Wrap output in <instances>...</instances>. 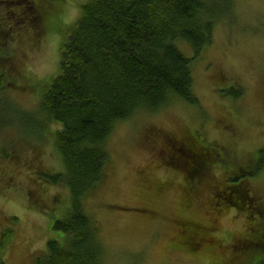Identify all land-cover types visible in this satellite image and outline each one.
<instances>
[{
    "label": "rangeland",
    "instance_id": "obj_1",
    "mask_svg": "<svg viewBox=\"0 0 264 264\" xmlns=\"http://www.w3.org/2000/svg\"><path fill=\"white\" fill-rule=\"evenodd\" d=\"M211 1L217 18L227 19L194 64L199 106L178 101L118 124L102 181L83 201L96 231L98 264H264V238L252 250L236 247L257 222L263 229L251 235L264 237V160L257 159L264 155V0ZM88 2L47 0L41 19L28 27L0 3L3 264H38L52 241L66 248V234L54 225L71 213V193L41 180L42 170L45 177L65 171L55 149L58 127L46 131L35 116L47 83L60 73L67 30ZM179 47L191 57L187 46ZM193 133L203 135L216 161L199 165L201 174L192 181L172 165L179 162L177 150L187 151L179 144ZM231 178L238 184L228 191ZM195 225L205 241H191L195 233L186 230Z\"/></svg>",
    "mask_w": 264,
    "mask_h": 264
},
{
    "label": "trees",
    "instance_id": "obj_2",
    "mask_svg": "<svg viewBox=\"0 0 264 264\" xmlns=\"http://www.w3.org/2000/svg\"><path fill=\"white\" fill-rule=\"evenodd\" d=\"M210 1L89 0L81 18L67 30L60 73L47 83L35 118L45 122L46 131L58 127L55 149L65 171L45 177L47 170H42L41 180L46 188L60 184L67 188L72 196L71 213L54 225V230L66 234V248L50 242L48 254L38 264H98L96 231L83 211V201L102 181L109 160L107 148L118 124L131 121L140 112L158 113L178 101L199 106L194 93V64L211 46L221 19H227L217 18L218 11ZM0 3L10 10V18L22 21L24 27L40 20L48 7L47 0ZM2 37L0 33V62L6 58ZM182 44L189 48L191 57L182 52ZM181 145L187 151L177 150L179 163L171 165L183 170L188 180L201 174L199 165L216 161L213 148L199 133L184 137ZM189 157L197 162L196 167ZM260 157L264 160V155ZM228 184L230 191L238 180ZM222 204L230 205L224 199ZM222 204L216 201L217 210ZM250 228L257 232L263 229L259 225ZM198 229L200 225L186 230L190 231L187 234L195 233L192 242L206 239L204 231ZM259 237L236 247H260L264 237Z\"/></svg>",
    "mask_w": 264,
    "mask_h": 264
},
{
    "label": "flooded vegetation",
    "instance_id": "obj_3",
    "mask_svg": "<svg viewBox=\"0 0 264 264\" xmlns=\"http://www.w3.org/2000/svg\"><path fill=\"white\" fill-rule=\"evenodd\" d=\"M172 162H174V161L172 160ZM178 163H179V162H178ZM259 236H260V235L256 236V235H251V234H250V237H249L247 240L241 241V244H245V243H248V242H256L257 240L260 239Z\"/></svg>",
    "mask_w": 264,
    "mask_h": 264
}]
</instances>
